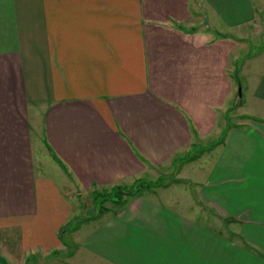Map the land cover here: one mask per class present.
<instances>
[{"label": "crops", "instance_id": "0c3cea01", "mask_svg": "<svg viewBox=\"0 0 264 264\" xmlns=\"http://www.w3.org/2000/svg\"><path fill=\"white\" fill-rule=\"evenodd\" d=\"M263 32L264 0H0V264H264Z\"/></svg>", "mask_w": 264, "mask_h": 264}, {"label": "rangeland", "instance_id": "374dc122", "mask_svg": "<svg viewBox=\"0 0 264 264\" xmlns=\"http://www.w3.org/2000/svg\"><path fill=\"white\" fill-rule=\"evenodd\" d=\"M262 27H263V24L255 27L252 32H254V34H255V32H257ZM254 34H253L252 41H251V48H254V46H259L262 42H264V32L262 33L263 35L254 36ZM255 54H256L255 56H257L259 54V51H257V52L255 51ZM46 159H48L47 155H45L44 165L49 164ZM45 168L46 167H44V169ZM46 169L44 170L46 173L45 175L54 178L56 180L57 184H61L62 179L60 178V176L56 172L55 168H52V169L46 168ZM165 172H166L167 176L162 177L163 179L164 178L171 179V177H174V174L176 173V171L173 170V168H168V169H166V171H164V173ZM48 173H50V174H48ZM180 178L185 179V177H182V176H180ZM139 181H142V182L138 183V180H136L135 183L132 184V185H135L134 189H136L138 187L139 189L136 192H140L139 194L144 193V194L148 195V192H151V190H154L155 187L160 186V183L162 180L161 181L160 180L154 181V180L149 179V178H143L142 180H139ZM172 182H169L167 184H171ZM118 187L119 186H115L113 188L103 189L102 191L100 190V191H96V192L88 193V194H83L80 191H75L73 193V196H72L73 199L70 197V201L72 199L73 206L75 207V213H78V216H80V217H84V216H91V214H93V213L99 214L101 209H102L101 212H104V208L108 207V206H110L112 209L116 208L118 206V204L115 203V199H118L117 198V192H118L117 188ZM176 189L178 190V188H176ZM132 196H135V195H127L126 194L124 196V198L132 197ZM67 229H69V227ZM64 231L60 232L61 237L64 235V233L67 232V230H64ZM220 232L225 233V231H220ZM68 252H69V250L65 251L64 254L60 252V255H59V253H57V255L55 253L48 255L45 257V259L42 258V260L38 261L37 263L52 264V261L55 260V258L66 257ZM35 258H36L35 255L29 256L28 257L29 264L30 263L36 264ZM51 258H53V259L51 260ZM48 261H50V263Z\"/></svg>", "mask_w": 264, "mask_h": 264}, {"label": "trees", "instance_id": "16d2710c", "mask_svg": "<svg viewBox=\"0 0 264 264\" xmlns=\"http://www.w3.org/2000/svg\"><path fill=\"white\" fill-rule=\"evenodd\" d=\"M139 180H142V179H138V183L139 182H142V181H139ZM135 185H132L131 187H123V186H119L117 189H118V192H117V198L118 199H115V203L116 204H121L123 201H124V196L127 194V195H137L139 194L140 192H136L139 188L137 187L136 189H134ZM130 188V189H129ZM102 209L100 210V213ZM70 223H68L65 227H63L61 229V231H64L66 230L68 227L72 226V225H69ZM66 228V229H65Z\"/></svg>", "mask_w": 264, "mask_h": 264}]
</instances>
